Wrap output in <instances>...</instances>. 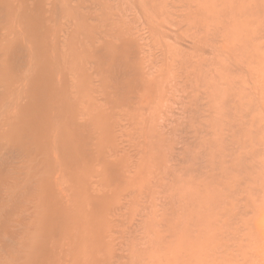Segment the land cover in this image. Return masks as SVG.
Wrapping results in <instances>:
<instances>
[{"label": "bare ground", "instance_id": "6f19581e", "mask_svg": "<svg viewBox=\"0 0 264 264\" xmlns=\"http://www.w3.org/2000/svg\"><path fill=\"white\" fill-rule=\"evenodd\" d=\"M70 8L0 0V264H198L190 137L162 116L167 64L151 70L131 38L72 51Z\"/></svg>", "mask_w": 264, "mask_h": 264}, {"label": "rangeland", "instance_id": "374dc122", "mask_svg": "<svg viewBox=\"0 0 264 264\" xmlns=\"http://www.w3.org/2000/svg\"><path fill=\"white\" fill-rule=\"evenodd\" d=\"M70 7L78 27L72 51L75 40L131 38L147 52L151 70L167 66L161 86L168 106L163 102L160 114L169 120V136L190 137L191 170L183 183L201 225L195 226L196 252L204 254L198 264H207L206 256L209 264H264V0H70Z\"/></svg>", "mask_w": 264, "mask_h": 264}]
</instances>
